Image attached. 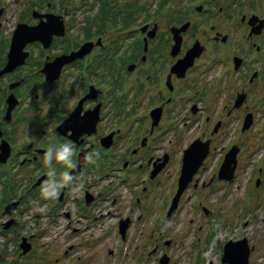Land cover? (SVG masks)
I'll return each mask as SVG.
<instances>
[{"label":"flooded vegetation","instance_id":"1","mask_svg":"<svg viewBox=\"0 0 264 264\" xmlns=\"http://www.w3.org/2000/svg\"><path fill=\"white\" fill-rule=\"evenodd\" d=\"M181 63L182 76L172 70ZM194 157L203 158L194 177L204 204L217 181L234 195L212 191L207 213L187 196L193 239L187 246L165 234L168 264L204 263L213 218L201 217L233 231L257 219L261 200L243 194L264 192V0H0V264H88V245L101 239L95 228L112 226L117 246L125 219V238L151 215L149 226L158 225L184 159L188 167ZM230 157L237 167L226 183L218 176ZM106 161L144 174L119 202L111 182L94 188ZM112 206L117 219L103 227ZM151 229L139 264H159L150 259L164 236ZM243 239L254 264L259 243L232 238Z\"/></svg>","mask_w":264,"mask_h":264},{"label":"rangeland","instance_id":"2","mask_svg":"<svg viewBox=\"0 0 264 264\" xmlns=\"http://www.w3.org/2000/svg\"><path fill=\"white\" fill-rule=\"evenodd\" d=\"M176 120L177 118L174 117ZM259 144V143H258ZM257 143H255V145H258ZM249 159L246 157H243L240 161V167L239 170L244 172L246 176H248L251 171H247V167L249 164ZM252 164L250 163V166ZM219 173V171H218ZM111 180H107L106 182H110ZM166 183L165 182H159L158 184L161 185V187L159 189H157V195L160 198L159 203L164 202L168 196H164L162 194V185H164ZM220 182L217 181V183H215V185L213 187H211L210 189H208L205 193H204V201L205 204L202 202V198L200 196L199 193L195 192L193 195V200L194 202H197L199 205L202 206L203 209H205L206 211H209V207L206 205L208 204V202L211 200L212 195L211 192L212 191H219V192H224V195L227 194L229 196H233L234 192L233 190H227L225 187V185H220ZM102 183L98 180H96V186L99 188L102 187ZM238 185V187L240 189L244 188V183H238L236 184ZM235 185V186H236ZM174 184L172 185L171 188H173ZM176 186H178L177 182H176ZM171 188H169L168 192L170 193ZM195 189V187H193ZM201 188V187H199ZM176 190V188H175ZM248 193V195H247ZM243 195H246V197H251L253 199V203L257 204L259 203V207L260 208H255L253 211V216H256L257 219H255V222L252 223V225L250 227H248V229L244 230L243 228L241 229H236L235 231L230 230L227 232V230L224 228V233L221 234V237L223 238V236H225V234H227L229 237L235 238L237 234L240 233H247L249 234V236H251L255 242L259 243V249L258 251L255 253V259L254 262H256V264H264V192L263 191H257L256 187L253 188H248L247 192H245ZM242 197V195H240V198ZM159 200V199H158ZM108 206V205H107ZM127 208H123L121 209V212L124 213L126 211ZM117 208L115 206L111 207V211H112V216L106 218L105 223L103 225V227H107L109 224H112V221H116L117 216H115ZM188 214H190V212H188ZM228 214H229V218L230 220H232L234 217L232 215V210L228 209ZM200 215V214H198ZM132 216L135 217V211L132 213ZM159 218L162 219V221L165 220V212L163 213L162 210L159 212L158 214ZM225 216V215H224ZM179 217H182V215H180ZM188 217V215L186 216ZM211 222V226L210 228L213 229L215 227V225L217 224L214 216H203L201 217L200 221L205 222L206 220H210L212 219ZM152 219V215L149 216L148 221H146L145 223V227H143V225H134L132 227V229L129 231L128 234V238L125 241V253L123 254L121 260H117L115 258V255H109V250H114L116 247V240L114 237V232L112 229V226L109 227L108 232L103 234V232H101L98 228H95V236L99 235L101 237V239L96 240L95 243L88 245L90 252L88 254H92L93 258L91 260H89L88 264H139L138 262H136V260H134L135 257H139V258H145L144 253H146V251L149 249V236L152 233V229L149 226V222ZM112 220V221H111ZM177 220H179V218H177ZM63 222V221H61ZM168 226V229L165 227L163 229L159 228L158 232L160 231L162 234H176L177 235V242L179 244H186L187 246L189 245V242H192L193 239V234L187 229V225L186 222L184 223H174L172 225H166ZM194 226V224H193ZM163 240L159 241V245L161 248V251L158 253L160 255L158 256H152L150 260H154L158 257L159 258L162 255H167V253H170L171 247L167 250H165V245L162 242ZM197 248V247H196ZM213 249L208 251L207 253L203 254V257H206L208 259H212L214 260V255H217V252L214 253ZM173 253H176L178 251H176L174 248L172 249ZM143 253V255H141ZM181 258H184V255L180 256ZM179 258V257H178ZM177 258V262H179V259ZM163 259V258H162ZM176 259V257L174 258ZM196 257L191 256L189 261L190 263H194ZM149 260V261H150ZM161 261V259H160ZM170 261V258H169ZM164 262V260L162 261ZM175 261H172L171 264H176L174 263ZM165 263V262H164ZM218 263V258L216 261V264ZM146 264V263H144ZM152 264V263H150Z\"/></svg>","mask_w":264,"mask_h":264},{"label":"water","instance_id":"3","mask_svg":"<svg viewBox=\"0 0 264 264\" xmlns=\"http://www.w3.org/2000/svg\"><path fill=\"white\" fill-rule=\"evenodd\" d=\"M183 65H184V63H181V64H179V65L176 64L175 67H176V68H179L180 71H181V68H182ZM172 70H175V71H176V69H172ZM46 73H47V70H46ZM225 255H226L228 258L230 257V254H229V253H226ZM226 256L223 257V261H224V262H225L226 259H228ZM243 261H244V259L240 257V258L238 259V264H244Z\"/></svg>","mask_w":264,"mask_h":264},{"label":"clouds","instance_id":"4","mask_svg":"<svg viewBox=\"0 0 264 264\" xmlns=\"http://www.w3.org/2000/svg\"><path fill=\"white\" fill-rule=\"evenodd\" d=\"M64 155H65L64 153H58L57 159L58 160L63 159Z\"/></svg>","mask_w":264,"mask_h":264},{"label":"bare ground","instance_id":"5","mask_svg":"<svg viewBox=\"0 0 264 264\" xmlns=\"http://www.w3.org/2000/svg\"><path fill=\"white\" fill-rule=\"evenodd\" d=\"M125 253V252H124Z\"/></svg>","mask_w":264,"mask_h":264}]
</instances>
